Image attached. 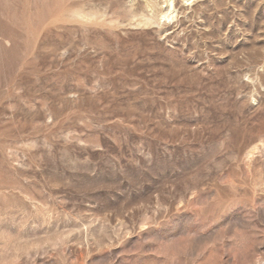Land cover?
<instances>
[{
	"label": "rangeland",
	"instance_id": "obj_1",
	"mask_svg": "<svg viewBox=\"0 0 264 264\" xmlns=\"http://www.w3.org/2000/svg\"><path fill=\"white\" fill-rule=\"evenodd\" d=\"M171 2L0 0V264H264V0Z\"/></svg>",
	"mask_w": 264,
	"mask_h": 264
},
{
	"label": "bare ground",
	"instance_id": "obj_2",
	"mask_svg": "<svg viewBox=\"0 0 264 264\" xmlns=\"http://www.w3.org/2000/svg\"><path fill=\"white\" fill-rule=\"evenodd\" d=\"M167 3H168V6H167V9H166V14H164L161 18H164V19H169L171 17L172 12H171V7H172V2L171 0H167ZM173 9V8H172ZM174 10V9H173Z\"/></svg>",
	"mask_w": 264,
	"mask_h": 264
}]
</instances>
